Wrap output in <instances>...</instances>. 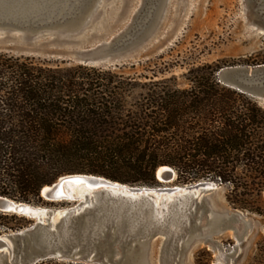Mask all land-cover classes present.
I'll return each instance as SVG.
<instances>
[{"label": "trees", "instance_id": "trees-1", "mask_svg": "<svg viewBox=\"0 0 264 264\" xmlns=\"http://www.w3.org/2000/svg\"><path fill=\"white\" fill-rule=\"evenodd\" d=\"M220 68L197 66L178 88L0 51V196L37 203L66 174L154 186L155 171L170 166L179 183L229 184L234 208L264 216L253 200L264 191V107L220 82ZM27 223L0 212V234Z\"/></svg>", "mask_w": 264, "mask_h": 264}, {"label": "water", "instance_id": "water-1", "mask_svg": "<svg viewBox=\"0 0 264 264\" xmlns=\"http://www.w3.org/2000/svg\"><path fill=\"white\" fill-rule=\"evenodd\" d=\"M108 0H0V38L14 37L29 45L44 36L70 38L88 28L102 15ZM131 14V23L119 33L133 32L134 37L122 44L114 36L110 41L74 49L67 60L79 64H112L127 58L157 31L168 0H146ZM255 1L264 12V0ZM252 4V3H251ZM146 19V22L143 21ZM264 26V15H262ZM137 28V29H136ZM65 58V57H63ZM65 58V59H66ZM219 81L240 92L264 100V65L253 68H221ZM253 81L252 83L249 82ZM247 81L249 83H247ZM168 170L155 178L161 186L128 185L91 174H66L43 186L39 196L47 202H74L66 208L50 209L0 196V212L33 220L28 227L0 234V264H37L48 259L83 264H185L190 252L212 234L221 233L238 222L249 228L251 222L240 211L210 214L202 221L195 211L198 205L210 207L204 194L217 188L214 182L201 180L183 186L161 183L173 180L175 171ZM163 185V186H162ZM87 187L90 195L70 191V187ZM44 187L48 189L43 193ZM116 190L126 195L111 196ZM183 191H199L200 201L190 199L184 219L175 228L148 216L155 200L176 196ZM135 196L131 200L129 196ZM56 215L59 217L56 218ZM162 238L158 260L150 259V248Z\"/></svg>", "mask_w": 264, "mask_h": 264}, {"label": "rangeland", "instance_id": "rangeland-1", "mask_svg": "<svg viewBox=\"0 0 264 264\" xmlns=\"http://www.w3.org/2000/svg\"><path fill=\"white\" fill-rule=\"evenodd\" d=\"M142 2L147 3L146 0H108L102 15L90 28L77 35L70 38L63 35H48L29 45H25L15 37L10 40L0 38V51L15 56L34 57L50 66L63 68L87 66L94 68L95 71L88 69L89 71H79V73L84 72L100 78L110 73L130 77L140 83L170 79L178 88L189 86L193 77L189 71L197 66L253 68L264 65V26L261 23L264 12L257 4L252 6L255 2L253 0H168L157 31L127 58L112 64L98 65L70 63L67 60V55H70L74 49L110 41L121 33L127 25H130L132 11ZM143 21L146 22V19ZM133 37L134 33L127 31L118 35L116 41L122 44ZM249 82L253 81L249 80ZM255 99L264 107V100ZM172 169L176 173V178L163 185L183 186L203 180L179 183L177 171ZM207 181L217 185L215 190L204 194L207 199L205 203L210 207V211L206 213V206L200 203L195 211L196 215H199L203 221L207 214L212 216L214 213V217H219L225 210L240 211L250 220L251 225L246 228L235 222L230 229L212 234L210 241L196 246L185 258L184 263L264 264V216L234 208L228 201L231 189L229 184H218L214 180ZM154 186L161 184L157 181ZM200 198H196V201H200ZM255 198L261 200L259 204H264V191L261 197H253V200ZM30 204L61 209L73 205L74 202H47L40 197L39 202ZM24 218L28 223L23 228L33 222L29 218ZM161 245V237L151 245L150 259L153 263L158 260Z\"/></svg>", "mask_w": 264, "mask_h": 264}, {"label": "bare ground", "instance_id": "bare-ground-1", "mask_svg": "<svg viewBox=\"0 0 264 264\" xmlns=\"http://www.w3.org/2000/svg\"><path fill=\"white\" fill-rule=\"evenodd\" d=\"M168 170V167H159L157 169V175L160 176L163 171ZM175 174L173 177V180L175 179ZM161 183L168 184L171 181H164L163 179H160ZM47 187H44L43 193L47 190ZM70 191L77 192L82 197L84 194L90 195V189L87 187H78L75 188L74 186L70 187ZM111 196H117V195H126L128 194L124 192H117L116 190H110L107 192ZM194 196H197L196 198H200L201 193L199 191H183L182 193H178L176 196H166L161 201L155 200L152 207L148 209V216H151V218L156 219L158 222H164L169 226V228H175L177 223H179L181 220L184 219V216L186 215L188 209L190 207H193V204L191 205V198L197 200ZM131 200L135 199V196L131 195L129 196ZM202 198V197H201ZM200 198V200H201ZM59 217L56 215V218Z\"/></svg>", "mask_w": 264, "mask_h": 264}]
</instances>
